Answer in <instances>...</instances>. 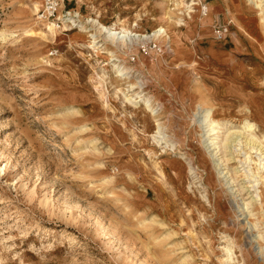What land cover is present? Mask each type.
<instances>
[{
  "label": "rangeland",
  "instance_id": "rangeland-1",
  "mask_svg": "<svg viewBox=\"0 0 264 264\" xmlns=\"http://www.w3.org/2000/svg\"><path fill=\"white\" fill-rule=\"evenodd\" d=\"M58 1L0 0V264H264V0Z\"/></svg>",
  "mask_w": 264,
  "mask_h": 264
},
{
  "label": "bare ground",
  "instance_id": "bare-ground-1",
  "mask_svg": "<svg viewBox=\"0 0 264 264\" xmlns=\"http://www.w3.org/2000/svg\"><path fill=\"white\" fill-rule=\"evenodd\" d=\"M181 1L182 0H174L175 4H180ZM192 5H194V4L192 3ZM35 8L36 9L40 8L39 3H35ZM190 12H191V9L189 10L188 14H190ZM118 23H120L119 25H121L122 21H120ZM98 24H99V22H98ZM48 28L50 30L53 29V27L51 25H48ZM100 28L105 30L107 32L108 36L115 34V32H114L115 30L114 31L112 30V32H111L108 29V27L105 25H100ZM160 30H161V28H160ZM162 31H163V29H162ZM121 37H123V35H121ZM197 114H199L198 115L199 116L198 121H199L200 127L202 125H207V126L210 125V116H211V110L210 109L200 110L198 113H196V115ZM218 124L219 123H216V125H218ZM247 127H248V129H251L252 124H248ZM213 128L207 129L204 132V135L202 136L203 137L202 142L204 144V148H205L206 152L208 153L210 158L213 160V162H214L213 165H214L215 169L218 171V174H221L222 176H220V177L224 178V177H226L225 174L227 172L223 173V170L219 169V166L221 164V159L218 160V159L213 158V157H215L214 155L216 154V152L214 150L216 148H218L217 142L215 140L216 136L212 137L214 134V133H211V131H214ZM240 138L242 139V137H239V136L227 137L225 139L224 148L227 150L230 158H235V155H234L235 152H242V155L244 156L243 160L237 159L236 161L241 164L240 167L242 169L240 171H243L244 177L246 178L244 181V183H246V185H244L243 187H245V191L247 192L249 201L248 202H242L240 205L238 204V202H236V208L238 209L239 219H242V218L245 219L246 213L250 214L247 205L250 202L251 203H253V202L260 203V201H261L260 190H259L258 184L260 183V180L262 177L261 175H259L260 170L264 171V156H262L263 150L258 151L255 153L256 160H252V157L250 156V154H248V152H246L243 149V146L249 145V148L254 150V151H257L260 148V146H259V148L256 146V139L252 135L249 138L244 137V140H241ZM219 149H220V147H219ZM219 149H217V151ZM251 162H254L256 164V170H254L253 167H251V165H250ZM226 183H227V181H226ZM229 191H230V193L234 194L237 191V188L229 186ZM246 225L248 226L247 232H248V237L250 238V242L256 241L260 237V235L252 233L253 225H251V223L246 222ZM256 249H257L256 252H258V254L261 255L262 258H264L263 248L262 247H256Z\"/></svg>",
  "mask_w": 264,
  "mask_h": 264
},
{
  "label": "built area",
  "instance_id": "built-area-1",
  "mask_svg": "<svg viewBox=\"0 0 264 264\" xmlns=\"http://www.w3.org/2000/svg\"><path fill=\"white\" fill-rule=\"evenodd\" d=\"M43 8H42V15L45 17H56L57 10L59 8V1L58 0H42ZM207 10L206 5L201 7V13L204 14ZM217 38H221V34L217 35Z\"/></svg>",
  "mask_w": 264,
  "mask_h": 264
}]
</instances>
